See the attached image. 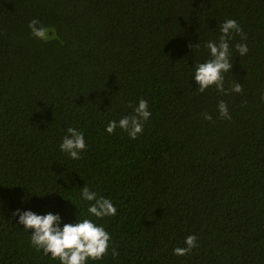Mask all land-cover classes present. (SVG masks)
<instances>
[{"label":"trees","instance_id":"obj_1","mask_svg":"<svg viewBox=\"0 0 264 264\" xmlns=\"http://www.w3.org/2000/svg\"><path fill=\"white\" fill-rule=\"evenodd\" d=\"M33 19L53 38L32 36ZM228 19L247 39L229 40L224 87L243 91L200 93L195 68ZM262 96L264 0H0V264H60L17 209L103 226L119 256L87 264H264ZM141 99L143 132L109 134ZM69 127L85 137L79 160L60 150ZM85 185L117 214L88 213ZM189 235L198 247L174 255Z\"/></svg>","mask_w":264,"mask_h":264},{"label":"clouds","instance_id":"obj_2","mask_svg":"<svg viewBox=\"0 0 264 264\" xmlns=\"http://www.w3.org/2000/svg\"><path fill=\"white\" fill-rule=\"evenodd\" d=\"M32 36L47 42L53 38L49 36L50 29L40 24L39 20L33 19L28 24ZM221 36L219 42L208 41L206 47L210 50L211 58L207 62L199 63L194 71V79L198 85V92L203 93L210 87L225 95L229 91L242 93L243 85L235 83L231 89L224 87V74L230 72L233 63L230 60L229 40L232 34L240 35L242 40H246L241 26L236 20L228 19L220 27ZM191 46V45H190ZM239 56H244L249 52L248 45L238 43L235 45ZM264 99V96H262ZM131 107V105H130ZM218 110L221 118L231 120L227 103L223 100L218 103ZM152 113L148 110V102L141 99L134 112L130 116L117 121H110L106 127L109 134L115 129L126 131L129 137L135 140L138 134L144 129V123L149 120ZM205 120H212V116L204 113ZM67 135L64 136L60 144V150L67 153L71 159H81V153L86 150L87 145L82 131L69 127ZM81 197L85 201L93 202L87 211L97 219L111 217L117 214V209L108 198L97 197L86 185L81 190ZM13 216H18V224L23 225L25 230L31 232V245L37 251H43L45 255L50 254L54 260H59L60 264H87L89 260L99 261L108 255L111 245V235L103 226L97 225L93 220L85 218L74 223H65L61 227V217L58 214L48 212L45 215H38L32 211L21 212L17 209ZM186 247H176L173 254L177 256L188 255L197 245V236L189 235L185 239ZM113 258L119 256L115 247H112Z\"/></svg>","mask_w":264,"mask_h":264}]
</instances>
